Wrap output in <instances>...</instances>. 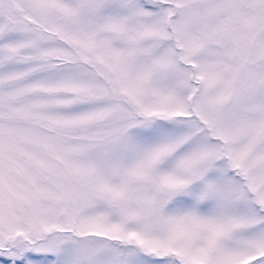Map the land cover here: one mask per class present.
Here are the masks:
<instances>
[{
	"label": "snow or ice",
	"instance_id": "6c2138e0",
	"mask_svg": "<svg viewBox=\"0 0 264 264\" xmlns=\"http://www.w3.org/2000/svg\"><path fill=\"white\" fill-rule=\"evenodd\" d=\"M0 264H264V0H0Z\"/></svg>",
	"mask_w": 264,
	"mask_h": 264
}]
</instances>
